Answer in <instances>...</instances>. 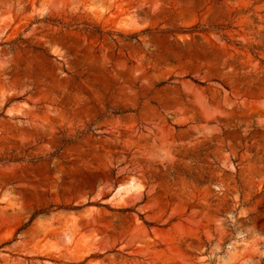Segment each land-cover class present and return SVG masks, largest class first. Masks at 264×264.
Instances as JSON below:
<instances>
[{
	"label": "rangeland",
	"instance_id": "rangeland-1",
	"mask_svg": "<svg viewBox=\"0 0 264 264\" xmlns=\"http://www.w3.org/2000/svg\"><path fill=\"white\" fill-rule=\"evenodd\" d=\"M0 264H264V0H0Z\"/></svg>",
	"mask_w": 264,
	"mask_h": 264
}]
</instances>
